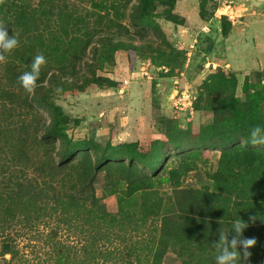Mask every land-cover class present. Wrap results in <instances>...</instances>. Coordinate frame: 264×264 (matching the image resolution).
Returning <instances> with one entry per match:
<instances>
[{
  "label": "trees",
  "instance_id": "trees-1",
  "mask_svg": "<svg viewBox=\"0 0 264 264\" xmlns=\"http://www.w3.org/2000/svg\"><path fill=\"white\" fill-rule=\"evenodd\" d=\"M177 1L93 0L103 13L99 14L98 43L91 45L92 35L81 30L80 17L64 0H0V24L18 39L17 47L6 52L0 63L1 229L17 222L33 228L53 217L67 225L81 211L82 224L97 225V232L136 230L140 223L151 221L149 264H163L170 239L185 254L183 264H215L218 232L226 231L238 215L248 224L243 236L256 241L244 264H264V143L248 140L252 126H264V114L253 112L264 100V87L255 100L241 101L224 86L229 84L217 71L202 83L200 101L194 104L200 110L205 99L204 109L214 112L213 122L201 127L198 138L182 134L179 143L167 130L168 140H157L147 150L136 142L102 146L74 140L68 135L70 117L53 101V95L81 93L102 82L112 87V80L97 77L99 62L113 63L119 50L139 54L151 48L150 43L135 42L146 41L144 27H156L152 19L158 6H165L164 18L175 23ZM124 8H129L127 14L121 11ZM123 17L135 26L133 30L122 25ZM222 33L226 34L223 28ZM88 47L90 58L86 57ZM153 50L162 55L159 48ZM37 53H43L46 62L33 90L27 92L17 77L30 70L28 64ZM230 81L234 87L236 80ZM241 138L242 143H235ZM183 146L197 147L179 152V167L169 169L168 180L177 181L193 170L204 147L221 149L218 169L210 177L211 187L181 189L176 201L165 199L156 188L163 168L160 159L164 148ZM100 176L102 197L97 195ZM136 195L142 204L131 210L130 200ZM109 196L116 197V212H109L102 202ZM250 216L255 219L249 220ZM53 244L51 264H85L87 260L91 264L100 256L92 252L89 247L94 245L88 240L82 245L86 256L81 260L72 257L75 254L62 239ZM133 254L137 260L139 255Z\"/></svg>",
  "mask_w": 264,
  "mask_h": 264
},
{
  "label": "rangeland",
  "instance_id": "rangeland-1",
  "mask_svg": "<svg viewBox=\"0 0 264 264\" xmlns=\"http://www.w3.org/2000/svg\"><path fill=\"white\" fill-rule=\"evenodd\" d=\"M64 1L80 17L81 30L92 35L91 45H96L102 29L99 14L103 12L93 0ZM165 9H156V18L152 19L156 27L143 28L146 41L135 42L150 43L151 48L139 54L119 50L113 63L99 62L97 77L112 80V87L102 82L101 86L92 85L81 93L53 95L54 103L71 119L68 135L74 140L94 141L102 146L136 142L141 150H147L157 140L166 142L167 130L177 137L176 143L182 134L198 138L201 127L213 122L214 112L204 109L205 99L201 100L200 110H195L194 104L200 101L202 83L217 71L229 84L224 86L241 101L255 100L258 91H263L264 0H179L173 10L177 15L175 23L164 18ZM121 11L127 14L129 8ZM121 23L131 30L135 28L127 17ZM156 48L162 55L153 50ZM86 55L90 58V47ZM230 80H236L234 87ZM253 112L264 114V100ZM239 140L235 143L243 142V138ZM196 147L164 148L156 188L165 199L171 197L176 201L181 189L211 187L210 177L218 169L221 149L204 147L194 160L193 170L181 174L177 181L168 180L169 169L179 167V152ZM100 178L97 195L102 197ZM102 202L109 212L117 211L116 197H106ZM141 204L138 195L130 200L131 210H138ZM80 214L67 225L53 217L33 228L20 222L0 228V264H51L53 242L58 238L71 247L70 253L77 260L86 256L82 245L88 240L94 245L89 247L92 252L100 253L91 264H149L153 253H149L147 242L153 227L151 221L140 223L136 230L112 228L97 232V225L82 224L83 211ZM47 233L54 235V239ZM133 253L139 255L137 260ZM185 259L177 241L170 239L163 264H183Z\"/></svg>",
  "mask_w": 264,
  "mask_h": 264
},
{
  "label": "clouds",
  "instance_id": "clouds-1",
  "mask_svg": "<svg viewBox=\"0 0 264 264\" xmlns=\"http://www.w3.org/2000/svg\"><path fill=\"white\" fill-rule=\"evenodd\" d=\"M18 45L17 35L13 32L10 36L4 25L0 24V63L6 59L5 53L15 49ZM46 62L43 53H37L28 64L30 70L20 73L17 80L27 92H31L40 75V68ZM56 91H59L57 88ZM248 140L251 144L264 143V126L256 124L248 130ZM255 217L250 216L249 220ZM247 222L238 215L230 220L226 231L218 232V241L215 242L217 254L215 264H244L250 256L248 251L255 244V238L244 237L243 230Z\"/></svg>",
  "mask_w": 264,
  "mask_h": 264
}]
</instances>
